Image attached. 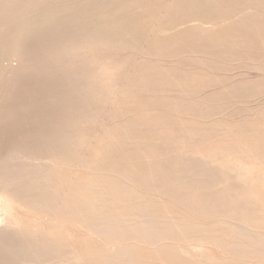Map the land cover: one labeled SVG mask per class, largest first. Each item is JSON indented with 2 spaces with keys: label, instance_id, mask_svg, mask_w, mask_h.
Returning a JSON list of instances; mask_svg holds the SVG:
<instances>
[{
  "label": "rangeland",
  "instance_id": "obj_1",
  "mask_svg": "<svg viewBox=\"0 0 264 264\" xmlns=\"http://www.w3.org/2000/svg\"><path fill=\"white\" fill-rule=\"evenodd\" d=\"M5 1L0 0V193L35 165L56 169L52 189L61 180L75 189L94 179L82 154L90 158L103 144L98 137L108 138L110 131L112 161L179 141L196 151H229L243 163L250 155L237 140H252L256 131L264 135V0ZM82 35L90 38L84 48L62 56L60 49ZM88 69L122 92L106 95V102L86 96ZM84 112L95 119L76 125L79 131L68 128ZM77 132L78 152L63 151L59 140ZM73 154L80 160L71 159L74 164ZM54 211L17 214L25 227L35 225L62 240L64 256L49 264H71L78 261L86 230ZM207 252L221 260L214 248Z\"/></svg>",
  "mask_w": 264,
  "mask_h": 264
},
{
  "label": "bare ground",
  "instance_id": "obj_2",
  "mask_svg": "<svg viewBox=\"0 0 264 264\" xmlns=\"http://www.w3.org/2000/svg\"><path fill=\"white\" fill-rule=\"evenodd\" d=\"M78 39L80 41L60 49L61 55L69 56L84 48L85 41L90 40L85 36ZM107 69L105 67L104 71ZM90 71L84 79L85 92L80 87L85 95L106 98L111 93L122 92L111 81H105L102 74ZM64 74L63 77L67 75ZM81 116L72 120L68 128L73 130L75 125L79 131L76 125L93 118L88 112ZM111 132L108 138L101 140L98 137L97 141H103V144L93 150L90 158L86 160L82 154L83 166L94 173V179L85 184L77 183L76 188L71 189L69 181L61 180L52 189L50 177L56 169L52 173L48 168L41 170L35 165L30 172L24 170L26 176L20 177L12 189L5 188L0 193V264H49L51 259L64 256L62 240L52 231L35 225L25 227L22 217L17 214L19 210H42L47 216L52 210H61L58 213L61 217L83 226L86 237L79 242L83 245L81 254L78 261L71 264H264V169L260 165L264 162L260 161L259 165L253 162L256 158H264L262 133L256 131L252 140H237L239 150L250 155L242 163L229 151L221 156L213 151L193 150L179 141L159 146L156 152L145 146L137 157L119 156L120 161H112L107 155L115 140V134ZM71 135L66 134L62 141L60 137L56 139L59 144L55 140L53 143L67 153H74L81 146V142L75 143L80 134H74L78 135L75 139ZM258 146L263 151L260 150L261 156L256 150ZM229 150L237 152L232 148ZM79 154H73L70 161L78 162ZM102 158L105 161L100 164ZM211 247L221 260L208 255Z\"/></svg>",
  "mask_w": 264,
  "mask_h": 264
}]
</instances>
